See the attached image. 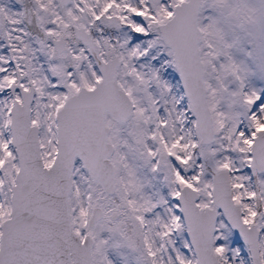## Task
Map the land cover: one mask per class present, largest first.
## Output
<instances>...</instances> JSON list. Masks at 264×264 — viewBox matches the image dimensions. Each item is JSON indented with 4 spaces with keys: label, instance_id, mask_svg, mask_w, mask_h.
I'll list each match as a JSON object with an SVG mask.
<instances>
[{
    "label": "snow or ice",
    "instance_id": "1",
    "mask_svg": "<svg viewBox=\"0 0 264 264\" xmlns=\"http://www.w3.org/2000/svg\"><path fill=\"white\" fill-rule=\"evenodd\" d=\"M0 264H264V0H0Z\"/></svg>",
    "mask_w": 264,
    "mask_h": 264
}]
</instances>
